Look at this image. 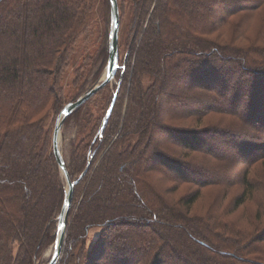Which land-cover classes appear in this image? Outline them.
Here are the masks:
<instances>
[{"label": "trees", "instance_id": "16d2710c", "mask_svg": "<svg viewBox=\"0 0 264 264\" xmlns=\"http://www.w3.org/2000/svg\"><path fill=\"white\" fill-rule=\"evenodd\" d=\"M117 4L115 84L63 122L69 179L88 168L59 264H264V0ZM108 11L0 0V264L54 243L52 131L105 70Z\"/></svg>", "mask_w": 264, "mask_h": 264}, {"label": "water", "instance_id": "95a60500", "mask_svg": "<svg viewBox=\"0 0 264 264\" xmlns=\"http://www.w3.org/2000/svg\"><path fill=\"white\" fill-rule=\"evenodd\" d=\"M109 11H110V33L108 41V58L106 67L102 78L96 82L93 86L87 89L82 95H80L75 101L69 102L61 110L55 121L52 138H51V149L54 160L63 176L65 182V191L63 202L56 218V237L53 243V249L51 256L48 261L44 264H57L63 252V246L65 242V234L68 227V214L72 203V195L75 185L84 176L88 166L85 167L80 176L71 181L67 175L65 161L60 151V131L65 118L73 111L77 110L80 106L86 103L91 97H93L99 90L104 86L110 84L115 77L118 70V31H119V11L117 0H109ZM115 97V96H114ZM114 97L101 121L100 130H102L107 123L109 116L112 111Z\"/></svg>", "mask_w": 264, "mask_h": 264}, {"label": "rangeland", "instance_id": "374dc122", "mask_svg": "<svg viewBox=\"0 0 264 264\" xmlns=\"http://www.w3.org/2000/svg\"><path fill=\"white\" fill-rule=\"evenodd\" d=\"M108 13H109V11H108ZM108 13H107V16H108ZM125 19H126V13L124 14V19H123L124 22H125ZM119 23H120V18H119ZM122 24H123V22H122ZM103 29H104V24H103ZM119 30H120V25H119ZM119 34H120V32L118 31V39H119V36H120ZM103 73H104V70H103L101 76L99 77V79H97L95 81V83L102 78ZM114 84H115V81L113 80L110 84L107 85L108 86V89L109 90L112 89L113 86H114ZM97 98H99V97H97ZM92 109L94 111H96L94 107H92ZM74 138H75V128L73 127L72 123L71 122H69L68 124H64L63 123V125L61 127V131H60V151H61V154H62L65 162L67 161V158H68V151H69L70 141L74 140ZM64 185H65V182H64ZM202 202H203V200L199 203V205ZM56 231H55V233H56ZM64 246H65V242H64ZM64 246H63V251H64V248H65ZM52 249H53V244L52 245H49L43 251L42 256H41V259L39 261H37L35 264H42V263L44 264V263H46L48 261L49 257L51 256ZM62 254H63V252H62ZM61 257H62V255H61ZM61 257H60V260H59V262L57 264L60 263Z\"/></svg>", "mask_w": 264, "mask_h": 264}, {"label": "bare ground", "instance_id": "6f19581e", "mask_svg": "<svg viewBox=\"0 0 264 264\" xmlns=\"http://www.w3.org/2000/svg\"><path fill=\"white\" fill-rule=\"evenodd\" d=\"M43 264V263H42Z\"/></svg>", "mask_w": 264, "mask_h": 264}]
</instances>
